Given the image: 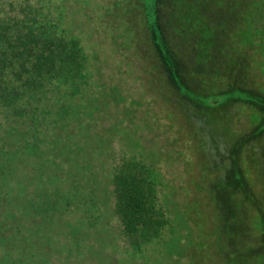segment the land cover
Masks as SVG:
<instances>
[{"label": "rangeland", "instance_id": "374dc122", "mask_svg": "<svg viewBox=\"0 0 264 264\" xmlns=\"http://www.w3.org/2000/svg\"><path fill=\"white\" fill-rule=\"evenodd\" d=\"M97 1L101 19L85 22L94 33L91 80L58 114L65 125L43 132L29 122L15 134L0 116L2 141L20 145L0 163V189L31 241L6 260L264 264V60L248 56V70L223 79L216 68L224 53L201 56L197 37L186 38L201 26L186 23V0ZM214 10L213 44L234 42L235 28ZM247 89L259 98H241ZM125 164L159 173L153 200L162 228L138 251L115 213L113 178Z\"/></svg>", "mask_w": 264, "mask_h": 264}, {"label": "trees", "instance_id": "16d2710c", "mask_svg": "<svg viewBox=\"0 0 264 264\" xmlns=\"http://www.w3.org/2000/svg\"><path fill=\"white\" fill-rule=\"evenodd\" d=\"M97 2L0 0V116L11 122L6 129L16 134L15 130L29 122L43 132L53 130L61 123L65 125L64 120L60 123L55 121L60 118L61 112L64 113L63 110L69 109L73 98L81 94L91 80V67L88 64L95 51V43L88 38L91 31H88L90 26L87 27L85 22L86 15L101 19L98 13L104 6L98 4L97 7ZM213 9V13L222 21L228 17L227 23L229 25L230 21V27L235 28L234 38L238 41L229 42L228 38L222 39L220 46L213 44L217 33L210 26ZM234 9L237 10L235 17ZM255 12L258 18L252 19ZM112 19L118 17L112 16ZM193 19L199 21L201 26H195L193 33H186V38L192 35L197 37V52L203 56L204 51L207 58L216 56L215 49L224 53L222 66L216 68L217 75L221 73L230 78L242 68L248 70V56L264 60V0H186V23L191 25ZM227 23H223V29L227 28ZM148 24V29L152 28ZM90 36L93 37L94 33ZM239 93L241 98L252 96L249 89ZM224 95L223 99L230 97V93ZM259 96L264 100V96ZM44 137L40 135L41 139ZM25 139L31 144L33 137L28 134ZM2 140L0 134V163L11 158L12 152L20 150L17 141L10 143ZM158 176L159 173L152 169H136L125 164L113 178L115 213L122 225L123 235L132 241L130 245L135 248L134 251H138L142 239L151 231H154L151 235L156 236L162 228L159 227L160 220H157L158 212L153 200ZM3 180L0 171V186ZM8 198L0 189V247L8 252L5 255L4 250L0 249V264H9L6 259L12 255L11 250L17 249L22 253L26 241L31 243L29 237L27 239L21 233L18 221L12 216L15 204L9 202ZM145 241H149L148 238ZM16 262L13 261L14 264Z\"/></svg>", "mask_w": 264, "mask_h": 264}]
</instances>
